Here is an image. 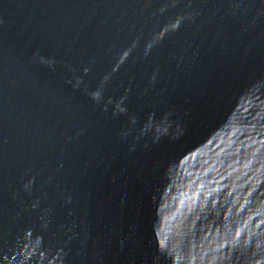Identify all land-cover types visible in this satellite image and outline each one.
Returning a JSON list of instances; mask_svg holds the SVG:
<instances>
[{"label":"water","instance_id":"95a60500","mask_svg":"<svg viewBox=\"0 0 264 264\" xmlns=\"http://www.w3.org/2000/svg\"><path fill=\"white\" fill-rule=\"evenodd\" d=\"M0 264H264V0H0Z\"/></svg>","mask_w":264,"mask_h":264}]
</instances>
